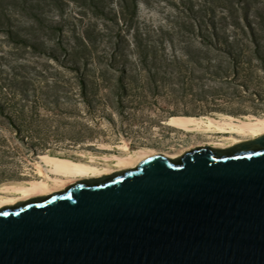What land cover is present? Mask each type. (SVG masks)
Instances as JSON below:
<instances>
[{"label":"rangeland","instance_id":"1","mask_svg":"<svg viewBox=\"0 0 264 264\" xmlns=\"http://www.w3.org/2000/svg\"><path fill=\"white\" fill-rule=\"evenodd\" d=\"M95 1L0 0V183L36 179L39 154L87 161L124 143L183 154L196 140L164 126L171 115L264 116V41L256 53L249 29L228 25L218 31L240 41L239 63L199 52L195 19L238 0ZM249 1L264 19V0Z\"/></svg>","mask_w":264,"mask_h":264},{"label":"water","instance_id":"2","mask_svg":"<svg viewBox=\"0 0 264 264\" xmlns=\"http://www.w3.org/2000/svg\"><path fill=\"white\" fill-rule=\"evenodd\" d=\"M0 264H264V135L0 208Z\"/></svg>","mask_w":264,"mask_h":264},{"label":"bare ground","instance_id":"3","mask_svg":"<svg viewBox=\"0 0 264 264\" xmlns=\"http://www.w3.org/2000/svg\"><path fill=\"white\" fill-rule=\"evenodd\" d=\"M162 124L183 131L181 135L195 137V146L184 153L205 146L216 150L227 149L264 135V116L236 118L218 113L200 117L171 115L162 121ZM115 150L119 154H104L100 158L92 156L87 161L39 154L35 163L36 179L0 183V208L64 191L80 180L103 178L112 173L132 169L147 156L160 154L177 158L181 155H171L148 148L132 150L127 143L117 145Z\"/></svg>","mask_w":264,"mask_h":264},{"label":"trees","instance_id":"4","mask_svg":"<svg viewBox=\"0 0 264 264\" xmlns=\"http://www.w3.org/2000/svg\"><path fill=\"white\" fill-rule=\"evenodd\" d=\"M95 1V0H94ZM96 2V1H95ZM126 2V1H125ZM95 6H97V3H94ZM230 12L228 16L216 18L215 16L210 17L209 19L206 18H200L195 19L194 26H196L199 29L200 37H201V48H199V52H203V48L208 47L206 50L210 52L212 48L215 50H222L224 48L225 52L229 55L230 59L235 62L239 63L240 61V54H238V50L240 48L239 40L238 39H230L225 34H220L218 29L225 26H231L235 30L239 29L241 31L245 32L246 27L249 29L251 34V42L255 46L256 53H259L261 49V43L264 41L261 37L262 31H264V19L262 16H255V18H250L248 15V10L250 9L251 2L249 0H238L235 3L230 4ZM242 13V14H241ZM211 26L213 28V32L210 34V38L208 42L206 41L205 35L202 33V29L205 26ZM87 39H90L88 37ZM206 45V46H204ZM86 47V45H84ZM69 55H72L73 57L76 56V53L74 51H71ZM258 59L261 60L264 67V55L258 54ZM149 84L155 83V74H152L151 70L149 71ZM86 82H81V88L86 90ZM112 91L119 90L118 86H112L110 88ZM5 105H0V113H5ZM7 117L13 121V117L8 113Z\"/></svg>","mask_w":264,"mask_h":264},{"label":"flooded vegetation","instance_id":"5","mask_svg":"<svg viewBox=\"0 0 264 264\" xmlns=\"http://www.w3.org/2000/svg\"><path fill=\"white\" fill-rule=\"evenodd\" d=\"M180 156H182V154H181ZM180 156H179V157H180ZM177 158H178V157H177Z\"/></svg>","mask_w":264,"mask_h":264}]
</instances>
